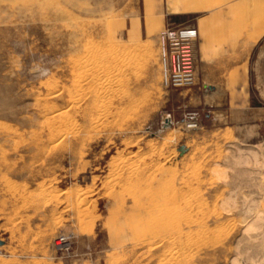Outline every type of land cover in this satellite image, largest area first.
Listing matches in <instances>:
<instances>
[{
    "label": "rangeland",
    "instance_id": "374dc122",
    "mask_svg": "<svg viewBox=\"0 0 264 264\" xmlns=\"http://www.w3.org/2000/svg\"><path fill=\"white\" fill-rule=\"evenodd\" d=\"M8 1L0 264H264V102L166 89L159 45L249 0Z\"/></svg>",
    "mask_w": 264,
    "mask_h": 264
},
{
    "label": "crops",
    "instance_id": "0c3cea01",
    "mask_svg": "<svg viewBox=\"0 0 264 264\" xmlns=\"http://www.w3.org/2000/svg\"><path fill=\"white\" fill-rule=\"evenodd\" d=\"M254 1L264 0L247 1L242 5L246 10L243 15L211 12L197 23L196 85L212 93L213 101H222L238 87L239 101L264 102V13L253 7ZM252 86L254 93L250 91Z\"/></svg>",
    "mask_w": 264,
    "mask_h": 264
},
{
    "label": "built area",
    "instance_id": "2783aa9c",
    "mask_svg": "<svg viewBox=\"0 0 264 264\" xmlns=\"http://www.w3.org/2000/svg\"><path fill=\"white\" fill-rule=\"evenodd\" d=\"M198 29L194 26H167L159 36L160 61L162 66L163 84L166 89L187 90L197 83L198 61ZM197 114L187 117V123L197 121ZM170 121L167 120V124ZM67 239L61 237L56 246L65 249Z\"/></svg>",
    "mask_w": 264,
    "mask_h": 264
},
{
    "label": "bare ground",
    "instance_id": "6f19581e",
    "mask_svg": "<svg viewBox=\"0 0 264 264\" xmlns=\"http://www.w3.org/2000/svg\"><path fill=\"white\" fill-rule=\"evenodd\" d=\"M7 1V0H6ZM10 1L11 0H9L8 2L10 3ZM17 1V0H16ZM169 1H171V0H169ZM185 3H186V5L188 4L189 5V3H190V5L192 6V5H194V4H192L194 1L193 0H183ZM196 1V0H195ZM12 2H13V0H12ZM14 2H15V0H14ZM17 2H20L22 5V9L24 8V10H28V8L27 7H25L27 4L26 3H28L29 5H34V4H38V1H35V0H18ZM68 2H70V0H68ZM2 3V2H1ZM76 3L77 4H79L80 3V1L79 0H76ZM186 5H184V7H183V9L184 10H187V8H188V10H190V7L188 6L187 8H186ZM254 5H255V7L256 8H258L261 12H263L264 13V1H254ZM181 10V9H180ZM65 13H67V14H69V15H71V12L70 11H68V10H66V9H64L63 10ZM108 57H111V56H108ZM116 58H117V56H116ZM115 58V59H116ZM92 60V59H91ZM102 60V59H101ZM96 62H97V60H95ZM128 62V61H127ZM85 63V62H84ZM73 64V63H72ZM76 66H77V64L78 63H74ZM109 65V64H108ZM125 65V64H124ZM72 67V66H71ZM114 68V67H113ZM112 68V69H113ZM118 68V67H117ZM128 69V68H127ZM118 70V69H117ZM104 71V70H103ZM114 71H115V69H114ZM133 71V70H132ZM103 73V72H102ZM111 73V72H110ZM120 73V72H119ZM79 75V74H78ZM91 75H93V74H91ZM98 75V74H97ZM97 75H95V76H97ZM112 75V74H111ZM124 75H126V73L124 74ZM100 75H98V77H99ZM103 76V75H102ZM86 77H88V76H86ZM109 77V76H108ZM120 77V76H119ZM97 78V77H96ZM96 78H95V80H96ZM122 78V77H121ZM90 79V78H89ZM107 79V78H106ZM94 81V80H93ZM93 81H92V83H93ZM104 82H105V80H103ZM111 81V80H110ZM109 80H108V86H109V83H111L112 84V82H110ZM97 82V81H96ZM106 83V82H105ZM104 83V84H105ZM100 84L102 85V83L100 82ZM110 84V85H111ZM97 87H98V84H97ZM99 87H101V86H99ZM105 87V86H104ZM110 87V86H109ZM113 87V86H112ZM111 88V87H110ZM109 89V88H108ZM104 90V89H103ZM100 91V90H99ZM108 91L109 90H107V92L104 90V92L105 93H108ZM111 91V90H110ZM96 92H98V91H96ZM103 92V91H102ZM89 93V92H88ZM61 94V93H60ZM98 94H100V92H98ZM58 95V94H57ZM56 95V96H57ZM55 98V97H54ZM75 100V99H74ZM102 101V100H101ZM104 101V100H103ZM100 102V101H99ZM80 103V102H79ZM77 104H78V102L75 100V101H73V103H72V106L75 108L76 106H77ZM73 110V109H72ZM54 117L53 118H56L57 119V117H59L60 116V113L59 112H57L56 114L54 113V115H53ZM98 119H96L95 120V123L94 124H98ZM56 124V123H55ZM168 124H170V122L168 123ZM60 125V124H59ZM99 125V124H98ZM97 126V125H96ZM169 126V125H168ZM95 127V126H94ZM54 129V128H53ZM67 134H69V132L67 133ZM74 134H75V132H74ZM76 135V134H75ZM64 136V135H63ZM62 136V137H63ZM65 137V136H64ZM67 137V136H66ZM255 222V221H254Z\"/></svg>",
    "mask_w": 264,
    "mask_h": 264
},
{
    "label": "water",
    "instance_id": "95a60500",
    "mask_svg": "<svg viewBox=\"0 0 264 264\" xmlns=\"http://www.w3.org/2000/svg\"><path fill=\"white\" fill-rule=\"evenodd\" d=\"M2 245V242H0V246Z\"/></svg>",
    "mask_w": 264,
    "mask_h": 264
}]
</instances>
